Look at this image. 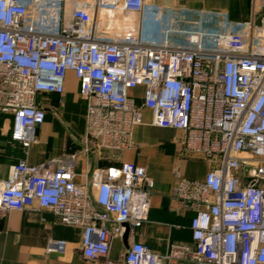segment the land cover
I'll list each match as a JSON object with an SVG mask.
<instances>
[{"label":"built area","instance_id":"2783aa9c","mask_svg":"<svg viewBox=\"0 0 264 264\" xmlns=\"http://www.w3.org/2000/svg\"><path fill=\"white\" fill-rule=\"evenodd\" d=\"M251 9L233 21L152 0H0V116L25 155L45 120L38 96L62 97L72 72L85 105L83 153L133 148L146 109L152 125L179 131L184 152L212 165L203 180L176 173L169 196L193 215L192 243L161 254L133 241L110 258L121 224L130 236L147 220L151 182L134 163L76 184V153L20 159L0 179V217L49 211L79 229L83 258L102 264H264V0ZM137 87L141 105L128 96ZM65 247L49 238L46 252Z\"/></svg>","mask_w":264,"mask_h":264},{"label":"crops","instance_id":"0c3cea01","mask_svg":"<svg viewBox=\"0 0 264 264\" xmlns=\"http://www.w3.org/2000/svg\"><path fill=\"white\" fill-rule=\"evenodd\" d=\"M152 1L189 10L224 13L233 21L248 20L252 16L251 0ZM128 96L137 105H141L143 88L130 90ZM37 102L45 110V120L36 130V136L39 133L51 134L52 145L41 147V143L36 140L25 155L19 144L10 143V117L2 114L0 179L6 177L8 166L20 159L25 158L29 164L39 165L64 153L77 155L74 178L76 184L88 182L95 169L118 166L125 162L134 163L145 168L146 177L151 182V196L147 220L141 227L134 229L128 238L129 245L133 241L141 242L152 253L161 254L171 243H192L190 221L193 215L180 210L179 205L170 198V191L177 181L176 173L187 179L203 180L212 165L199 156L184 152L179 131L152 125L151 112L143 109V124L133 129V148L123 151L91 149L85 154L80 145L84 130L85 105L78 96V83L74 74L67 73L62 97L42 94L38 96ZM62 113L66 115V120L62 118ZM60 132H63L62 135ZM54 221L49 211L40 210L36 206L25 211H10L1 216L0 264H102L100 261H88L83 258L79 229ZM49 238L65 241L64 252L47 253L46 244ZM124 254L125 249L120 237L113 239L110 258L119 260Z\"/></svg>","mask_w":264,"mask_h":264},{"label":"water","instance_id":"95a60500","mask_svg":"<svg viewBox=\"0 0 264 264\" xmlns=\"http://www.w3.org/2000/svg\"><path fill=\"white\" fill-rule=\"evenodd\" d=\"M245 176L246 177L250 176V170L248 168H245ZM129 234H130L129 224H127V223L121 224V232H120L119 237L122 240L123 245H124L125 256L129 250V242H128Z\"/></svg>","mask_w":264,"mask_h":264},{"label":"rangeland","instance_id":"374dc122","mask_svg":"<svg viewBox=\"0 0 264 264\" xmlns=\"http://www.w3.org/2000/svg\"><path fill=\"white\" fill-rule=\"evenodd\" d=\"M42 101L45 102L47 100L46 99H42ZM61 115H62V118L64 120H66V115L64 113H62ZM60 133H61L60 135H62L63 132H60ZM50 136H52V135L48 134V133H44V134L39 133L38 136H35V141L33 143H36V140H37L39 143H41V144H39L41 147H44V146L46 147L47 144L49 146H51L53 140H52V138ZM42 137L45 138V139H43ZM59 141H61V139Z\"/></svg>","mask_w":264,"mask_h":264}]
</instances>
